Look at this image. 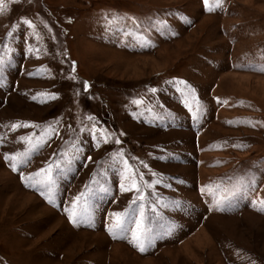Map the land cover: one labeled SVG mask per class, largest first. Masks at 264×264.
Here are the masks:
<instances>
[{"label":"rangeland","instance_id":"obj_1","mask_svg":"<svg viewBox=\"0 0 264 264\" xmlns=\"http://www.w3.org/2000/svg\"><path fill=\"white\" fill-rule=\"evenodd\" d=\"M261 208L264 0L0 3V264H264Z\"/></svg>","mask_w":264,"mask_h":264},{"label":"snow or ice","instance_id":"obj_2","mask_svg":"<svg viewBox=\"0 0 264 264\" xmlns=\"http://www.w3.org/2000/svg\"><path fill=\"white\" fill-rule=\"evenodd\" d=\"M2 2H3V0H0V3H2ZM203 4L205 6V10L211 12V11H215L218 8H222V6H223V0H203ZM25 23H31V22L30 21H25ZM85 88H87V84L85 85ZM152 91L155 92L156 90L155 89H152ZM51 98L52 99H55V96L53 95ZM33 99H36V97H33ZM228 123H232V122L231 121H228ZM21 126H27V125L26 124L25 125L16 124V125H13L12 127L13 128H17V127H21ZM21 139H28V142L31 144L30 138H23L22 137ZM117 143H119V141H117ZM32 147H36V145H32ZM27 154H28L27 152L21 153V154H17V155H13V156H9V155L6 154L5 158L6 159H9L11 161H16L17 160V156H25ZM11 167L13 168V170H16V163L13 162L11 164ZM41 171H44L46 173L47 172H50L51 171V166H49V169H47V170H41ZM157 182H159V181H157ZM149 186L151 187V185H149ZM121 187H122V189L124 191L131 190V188L124 187V185H121ZM131 187L132 188H136V190L139 191V188L134 183L131 185ZM82 195L83 194H81V196ZM138 198L140 200H143L144 199V197H143L142 194ZM80 199H81V197H77L76 198V200L73 202V211H70L69 212V219L72 220L73 223H76L77 222L75 220V218H74V211L77 208L78 202H79ZM133 203H135V201H133ZM259 210L264 211V208H261ZM66 211H68V210L66 209ZM84 211H85V209L81 208L80 214L83 215ZM113 215H114V217L116 219V223L113 226V228L109 229L110 233H114V231H119L121 233H124L126 231V229L124 227V223L125 222L122 220L121 214L120 213H115ZM141 223H142V221H141ZM141 223H138L137 224L138 231L135 232V233H133V235H132V241L135 243V246L138 247L141 252H143V251H146L145 241H147V243L150 244L151 243V239H150V237H148L146 235V231L147 230L141 228Z\"/></svg>","mask_w":264,"mask_h":264}]
</instances>
